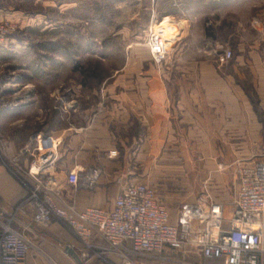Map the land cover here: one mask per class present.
<instances>
[{"label": "rangeland", "instance_id": "374dc122", "mask_svg": "<svg viewBox=\"0 0 264 264\" xmlns=\"http://www.w3.org/2000/svg\"><path fill=\"white\" fill-rule=\"evenodd\" d=\"M263 12L264 0H0V18L16 24L0 45V166L28 194L25 171L36 135L67 126L68 111L119 105L121 99L113 96L123 94L129 80L146 70L162 76V68L166 73L168 67L175 75L179 71L172 63L178 58H208L220 75L232 77L234 89L217 97L210 144L186 153L187 159L179 162L183 176L157 184L178 193L180 200L219 202L227 218L233 210L238 166L264 158ZM166 14L174 15L185 32L178 46L169 48L168 65L161 66L152 61L145 42L148 26ZM223 48L231 57L220 63L214 50ZM115 149L121 154L126 146L116 144ZM135 152L136 147L129 150L132 158ZM206 156H214L218 175H204ZM129 166L135 174L106 180L120 186L118 179L129 183L142 173L135 162ZM189 167L193 176H188ZM5 208L0 197V209ZM12 226L28 238L30 249L45 238L41 234L48 235L32 223L24 230L18 223ZM204 261L222 264L221 259ZM95 262L107 264L108 258Z\"/></svg>", "mask_w": 264, "mask_h": 264}, {"label": "built area", "instance_id": "2783aa9c", "mask_svg": "<svg viewBox=\"0 0 264 264\" xmlns=\"http://www.w3.org/2000/svg\"><path fill=\"white\" fill-rule=\"evenodd\" d=\"M15 28L11 20L0 18V45ZM179 36L180 27L172 16L150 24L145 44L152 61L161 63ZM214 54L220 63L231 57L228 48ZM34 143L25 171L29 193L13 207L0 209V264H25L30 250L28 238L12 225L18 223L23 230L30 223L46 227L55 219L76 236L83 264L105 261L109 254L117 257V264H139L137 258L175 264H206L204 260L213 258L222 264H264V158L238 166L229 218L221 203L196 198L178 206L172 224L168 208L156 200L151 186L123 184L121 178L111 208L78 209L73 201L62 198L55 169L61 137L38 134ZM115 155V150L109 152L110 157ZM102 173L101 166L86 171L77 166L67 172L66 182L74 189H92ZM189 255L202 262L186 260Z\"/></svg>", "mask_w": 264, "mask_h": 264}, {"label": "crops", "instance_id": "0c3cea01", "mask_svg": "<svg viewBox=\"0 0 264 264\" xmlns=\"http://www.w3.org/2000/svg\"><path fill=\"white\" fill-rule=\"evenodd\" d=\"M166 16L175 17L172 14ZM184 32L185 29L180 27L179 41ZM164 64L168 65L167 57H164L161 66ZM172 64L177 65L179 71L175 75L167 71L168 67L166 73L162 68V76L151 72V69L146 70L135 80H129V88L123 94L113 96L121 99L119 105L98 106L90 111H68V125L50 131L61 137L55 169L64 200L73 201L78 209L111 208L120 186L110 184L105 176L125 178L135 174L129 166L131 161L142 170L131 183L151 186L156 200L168 208L172 224L175 223L178 206L196 200H180L178 193L159 188L163 186L157 183L174 181L173 178L183 176L185 169L179 162L187 159L186 153L198 151L202 144H210L209 137L213 135L211 130L217 116V97L226 95V90L231 92L234 89L233 80L230 75H220L216 64L208 58L182 57ZM260 72L264 74V70ZM116 144L126 146L125 152L118 154L116 151V155L110 157L109 152L116 150ZM132 147H136L134 158L129 153ZM74 163L80 164V167L101 166L105 175L102 173L99 176L92 190L82 187L74 190L66 182V174ZM218 166L214 156H206L202 169L204 175H218ZM187 171L188 176H193L194 168L189 167ZM24 190L0 166V197L6 208L13 207L24 195ZM174 202L177 203L175 206ZM42 229L51 238L41 234L45 238L38 241V249L28 251L25 264H75L57 243L69 245L79 253L80 244L74 233L68 232L59 220ZM186 260L197 262L199 257L189 255ZM117 262V257L109 254L107 264ZM136 262L155 264L145 258H137Z\"/></svg>", "mask_w": 264, "mask_h": 264}, {"label": "water", "instance_id": "95a60500", "mask_svg": "<svg viewBox=\"0 0 264 264\" xmlns=\"http://www.w3.org/2000/svg\"><path fill=\"white\" fill-rule=\"evenodd\" d=\"M57 243L60 245L64 253L69 255L73 259L75 264H83L79 254L72 247H70L69 245L62 244L58 241Z\"/></svg>", "mask_w": 264, "mask_h": 264}, {"label": "trees", "instance_id": "16d2710c", "mask_svg": "<svg viewBox=\"0 0 264 264\" xmlns=\"http://www.w3.org/2000/svg\"><path fill=\"white\" fill-rule=\"evenodd\" d=\"M213 259H217V258H213ZM208 260H210V259H208Z\"/></svg>", "mask_w": 264, "mask_h": 264}]
</instances>
